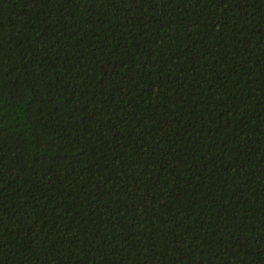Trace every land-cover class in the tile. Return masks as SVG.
<instances>
[{
	"label": "trees",
	"instance_id": "obj_1",
	"mask_svg": "<svg viewBox=\"0 0 264 264\" xmlns=\"http://www.w3.org/2000/svg\"><path fill=\"white\" fill-rule=\"evenodd\" d=\"M0 264H264V0H0Z\"/></svg>",
	"mask_w": 264,
	"mask_h": 264
}]
</instances>
